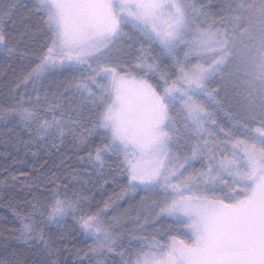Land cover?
I'll list each match as a JSON object with an SVG mask.
<instances>
[{
  "label": "snow or ice",
  "instance_id": "obj_1",
  "mask_svg": "<svg viewBox=\"0 0 264 264\" xmlns=\"http://www.w3.org/2000/svg\"><path fill=\"white\" fill-rule=\"evenodd\" d=\"M0 53L20 62L0 143L71 142L91 168L40 173L23 197L4 169L0 206L35 264H264V0H0ZM93 177L120 189L95 208Z\"/></svg>",
  "mask_w": 264,
  "mask_h": 264
},
{
  "label": "trees",
  "instance_id": "obj_2",
  "mask_svg": "<svg viewBox=\"0 0 264 264\" xmlns=\"http://www.w3.org/2000/svg\"><path fill=\"white\" fill-rule=\"evenodd\" d=\"M42 35L43 33L36 34L34 40H39ZM19 65L20 62L16 60H10L6 63L3 53H0V106H4L11 101L10 89L12 81L15 79L14 72L18 71ZM61 80V77L55 76L54 79L49 82L51 85L50 90L54 91L56 85L59 84ZM7 127H11V125H8ZM7 135H10V133H7L6 126L3 121H0V137ZM76 151L77 149L72 147L71 142H66L65 144L60 145L59 150L52 149L50 154L46 155L41 152L39 155L33 157L30 153L25 154L22 147L19 152H17V150L11 145L0 143V177L6 176L8 172L15 173L19 179L14 182L17 185L14 191L19 197H23L26 193L20 190L23 187L21 182L29 180L33 176H38L40 173H55L56 175H61V177H63L68 171H77L83 175L85 170H87L90 175V166L80 162L74 154ZM4 153H9V155L5 156ZM81 154L86 155L82 150ZM17 156L19 157L20 162L13 163V157ZM46 161L47 163H45ZM61 161H63V163H61ZM5 168L8 169V172L4 171ZM22 172L27 173V175H20ZM101 183H97L96 178L93 177L91 181L85 185L84 191L89 193L91 206L93 208L100 204L102 197L103 199H107L108 196L114 195L120 190L112 183L104 184L102 187ZM42 191H46V189H34L33 194L39 196ZM141 195L142 193H137L136 198L125 197L121 200V211H124L125 209L129 211L137 210L139 206V196ZM30 198L31 197L29 196V199ZM18 202L21 208L27 207L22 199ZM73 223L74 222L69 219V232H72ZM15 226L16 220L11 209L6 206H0V258H3L6 251H20L24 254L28 264H35L37 256L33 255V252L37 251L38 253V250L30 248L12 238V229ZM45 231L55 233L58 230L54 226H50L45 228ZM65 243H67L69 249H71L73 245L78 247L84 246V242L78 233L75 234L74 239L66 241ZM58 258L61 261V264H63L65 260L71 262L74 259L64 250H61ZM40 259H43V257L41 256Z\"/></svg>",
  "mask_w": 264,
  "mask_h": 264
}]
</instances>
